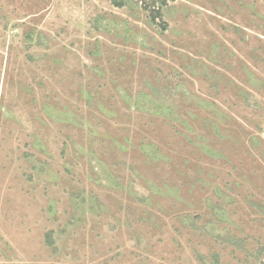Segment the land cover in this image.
<instances>
[{
	"label": "rangeland",
	"instance_id": "rangeland-1",
	"mask_svg": "<svg viewBox=\"0 0 264 264\" xmlns=\"http://www.w3.org/2000/svg\"><path fill=\"white\" fill-rule=\"evenodd\" d=\"M0 264H264V0H0Z\"/></svg>",
	"mask_w": 264,
	"mask_h": 264
},
{
	"label": "trees",
	"instance_id": "trees-1",
	"mask_svg": "<svg viewBox=\"0 0 264 264\" xmlns=\"http://www.w3.org/2000/svg\"><path fill=\"white\" fill-rule=\"evenodd\" d=\"M114 4H116V6H122V4L120 2H115Z\"/></svg>",
	"mask_w": 264,
	"mask_h": 264
}]
</instances>
